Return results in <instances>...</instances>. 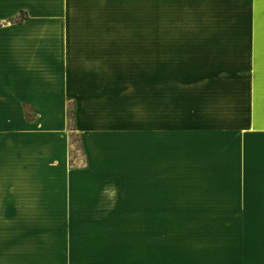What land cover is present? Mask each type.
<instances>
[{
	"label": "crops",
	"instance_id": "obj_1",
	"mask_svg": "<svg viewBox=\"0 0 264 264\" xmlns=\"http://www.w3.org/2000/svg\"><path fill=\"white\" fill-rule=\"evenodd\" d=\"M117 251L264 264V0H0V264Z\"/></svg>",
	"mask_w": 264,
	"mask_h": 264
},
{
	"label": "rangeland",
	"instance_id": "obj_2",
	"mask_svg": "<svg viewBox=\"0 0 264 264\" xmlns=\"http://www.w3.org/2000/svg\"><path fill=\"white\" fill-rule=\"evenodd\" d=\"M69 119L71 120V115H70ZM72 127H73V124H72V120H71L69 122V130L70 131H72ZM69 141H70L71 153H72L70 162H74V159H78L81 157L80 139L75 134H72V135L70 134V140ZM98 238H100V237H98ZM128 240H131V238L128 237ZM103 254H104L103 252H99V253L96 252L95 264H120L121 257H120L119 251L109 253V254H111V257L108 258L106 261L103 259ZM127 254H128V258L127 259L125 258V260L123 261V264H134V259H132L134 252L128 251Z\"/></svg>",
	"mask_w": 264,
	"mask_h": 264
},
{
	"label": "trees",
	"instance_id": "obj_3",
	"mask_svg": "<svg viewBox=\"0 0 264 264\" xmlns=\"http://www.w3.org/2000/svg\"><path fill=\"white\" fill-rule=\"evenodd\" d=\"M26 18V14L22 12L19 17L12 19L11 22L19 23L25 20Z\"/></svg>",
	"mask_w": 264,
	"mask_h": 264
}]
</instances>
